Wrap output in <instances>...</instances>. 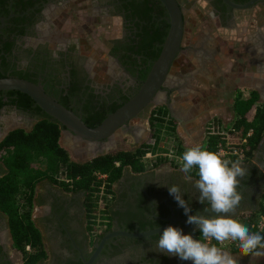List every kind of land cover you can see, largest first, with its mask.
I'll return each mask as SVG.
<instances>
[{
	"label": "flooded vegetation",
	"instance_id": "af4514ba",
	"mask_svg": "<svg viewBox=\"0 0 264 264\" xmlns=\"http://www.w3.org/2000/svg\"><path fill=\"white\" fill-rule=\"evenodd\" d=\"M196 1L176 0L182 10L183 33L161 92L167 99L174 93L175 105L182 109L183 99L187 97L171 82L192 78L197 84L193 91L202 92L206 104L212 106L207 112H217L213 104L219 95L217 85L221 87L223 73L218 69L217 54L209 55L203 40L192 41L194 30L200 29L202 38L204 29L231 30L238 36L233 47H240L239 53L249 62V51L259 46L263 49L260 63H264V0H228L238 5L252 1L241 9L228 6L223 0H201L211 12L213 22L209 21L208 27L191 23L185 27L184 17L192 13ZM110 27H114L116 34L103 32ZM167 29L168 17L158 0H0V75L22 76L36 83L84 125L95 127L139 88L142 77L156 59L153 57ZM78 31H82L81 36ZM192 44L195 47L190 55ZM248 62L245 69L253 73L256 65ZM260 76L264 80V73ZM246 89L247 95L254 92L259 100L258 90L248 86ZM191 103L190 109L194 110ZM35 106L11 90L0 91V141L13 129L28 131L41 118V111ZM156 106H164L167 115L178 123L166 104H148L115 131L130 138L125 150L146 141L149 118ZM208 119L201 122L202 129ZM201 124L198 121L199 127ZM199 127L196 126L197 132ZM77 142L82 146L80 152L84 158L79 162L96 151L93 146L88 148L83 139ZM104 142L107 139L96 144ZM109 152L112 150L95 155ZM241 165L247 169V175L240 181L238 192L242 199L231 214L234 218L260 205L264 190V134L250 161ZM195 181L169 161L141 172L125 168L112 185L110 221L101 235H92L88 230L83 192L67 190L49 179L38 181L30 219L39 232L45 257L34 264H193L158 251L156 245L163 230L146 237L120 233H140L169 224L194 239L203 240L199 229L187 223L184 209L169 193V186L180 187L191 208L190 215H215L206 210L207 203L199 201ZM0 264H24L22 255L11 244L6 219L1 213Z\"/></svg>",
	"mask_w": 264,
	"mask_h": 264
},
{
	"label": "trees",
	"instance_id": "16d2710c",
	"mask_svg": "<svg viewBox=\"0 0 264 264\" xmlns=\"http://www.w3.org/2000/svg\"><path fill=\"white\" fill-rule=\"evenodd\" d=\"M162 40L161 38L160 43ZM159 49L160 47L154 59ZM1 77L5 76L0 75ZM11 77L24 78L22 76ZM11 92L17 93L28 103L34 104L27 95L14 90ZM35 107L41 111V118L28 131L13 129L0 141V164L2 166L0 213L6 219L11 244L22 255L24 264H34L45 257L39 232L30 219L34 187L38 181L49 179L67 190L83 192L86 196L88 230L90 231L96 212V194L101 185L97 174H105V191L112 194V185L119 179L125 168L132 172H141L169 161L162 155L164 150L160 146V125L171 137H176L174 122L167 115L166 108L156 106L149 118V136L140 146L132 150L112 151L77 162L71 160L68 152L59 144L61 126L58 122L45 114L38 106ZM232 111L233 119L228 127H224L223 121L216 116L210 117L204 123L201 148L213 153L218 147L230 152L241 150L237 155L224 159L240 163L249 162L264 134V104L257 102L256 93L251 92L243 99H234ZM187 149L189 148L184 147L177 140L173 152L181 160L178 163L174 161H169V163L181 169L182 156ZM147 152L155 156L144 159L143 156ZM58 172L63 173L66 181L55 178ZM185 174L196 180L199 178L196 169ZM263 201L264 190L258 209L242 213L235 218L253 231L258 215L264 211ZM109 208L110 205L105 210L108 224L110 221ZM259 233L264 235V230ZM212 244L218 247V242L215 240ZM26 246L29 250L25 249ZM228 250L233 254L240 253L237 246H231Z\"/></svg>",
	"mask_w": 264,
	"mask_h": 264
},
{
	"label": "clouds",
	"instance_id": "9594fccd",
	"mask_svg": "<svg viewBox=\"0 0 264 264\" xmlns=\"http://www.w3.org/2000/svg\"><path fill=\"white\" fill-rule=\"evenodd\" d=\"M182 161L181 171L184 173L197 170L199 178L195 181V188L199 191L198 199L202 204L207 203L206 210L215 215H190L191 208L180 187L169 186L170 195L187 215V223L196 225L204 239H194L191 234H184L182 229L170 225L159 236L158 251L190 260L193 264H238L230 253L206 242L215 240L220 244L235 242L240 255L250 256L253 260L264 257V235L251 232L248 226L231 215L242 199L238 188L247 169L239 161L224 159L198 145L187 149Z\"/></svg>",
	"mask_w": 264,
	"mask_h": 264
},
{
	"label": "water",
	"instance_id": "95a60500",
	"mask_svg": "<svg viewBox=\"0 0 264 264\" xmlns=\"http://www.w3.org/2000/svg\"><path fill=\"white\" fill-rule=\"evenodd\" d=\"M158 1L165 9L168 17V29L161 44L158 56L152 62L136 92L126 102L116 108L112 113L108 114L97 126L87 127L84 125L70 110L60 105L53 98L44 93L39 85L31 81L11 76L1 77L0 91L14 90L27 95L45 114L58 122L62 128V130H60L62 137H70L75 142L79 139H83L86 141L88 148L91 146L95 147L96 151H91L90 154L87 155L88 159L95 157V154L98 152L102 153L103 150H110L114 147L113 135L115 131L128 120L136 116L137 113L143 110L148 104L155 105L164 103L169 108V103L166 100L167 97L161 92V87L166 83L171 63L180 49L183 33L182 10L178 6L176 0ZM223 2L236 9L246 8L252 4V1L240 5L233 4L228 0H223ZM261 89H263V87ZM260 98L264 100V96H260ZM104 139H107V142L99 143L97 146L96 142ZM168 225L169 224L140 233L121 232L120 234L130 237H146L164 230ZM118 233L119 232L113 234ZM111 235L112 234H110V236Z\"/></svg>",
	"mask_w": 264,
	"mask_h": 264
},
{
	"label": "crops",
	"instance_id": "0c3cea01",
	"mask_svg": "<svg viewBox=\"0 0 264 264\" xmlns=\"http://www.w3.org/2000/svg\"><path fill=\"white\" fill-rule=\"evenodd\" d=\"M205 3L202 2L201 0H197L195 2V5L192 7L193 11L192 13H188V21L191 24H194L197 27H201L203 25V22L206 21V23L213 22V16L209 10L207 11H200L196 12L194 11V8L199 11L206 9L205 8ZM206 16V18H204ZM208 21V22H207ZM206 33L203 32L204 37L202 38V31L200 29H195L194 30V36L192 41L197 43L199 40L204 41V49L206 48V51H208V54L213 56L216 55L218 56L217 59V65L218 69L221 70L223 73L222 79H221V87L217 85V90L218 94L222 98L223 101L225 99H228L229 103L226 104L223 103L222 105H217V109L219 112H211V115L206 117V119L216 116L219 117L223 121V126L228 127L233 119V111L231 113V120L225 119V116L221 114L223 111L226 110H232V104L234 102V99L236 98H245L247 97V89L246 87L248 86L250 89H256L260 92L259 96H264V80H262V77L260 76L262 73H264V63H260V59L262 58V51L259 46H254L252 47V50L249 51V62L247 59H245L244 55H241L239 53L240 47H233L234 39L237 38L238 36L235 35V32H232L231 30H212V29H204ZM221 33V35H220ZM218 36H221L218 38ZM190 47V55H193L192 49L195 47V45H191ZM239 50V51H238ZM247 52V51H246ZM192 62H194L192 60ZM254 63L256 65V69L253 73L248 72L245 68V63ZM238 66V68L236 67ZM197 70V68L195 69ZM208 78H211L208 76ZM212 79V78H211ZM171 84L173 85H178L176 88L182 89L184 93L182 95H189V94H195V91H193L194 87L197 85L196 82L192 80V78L185 77L184 80L182 79H174L172 80ZM180 84V86H179ZM212 84H214L212 82ZM217 84V83H216ZM263 87V89H261ZM177 89V90H178ZM240 91H244L243 93H240ZM187 95V96H188ZM231 95V96H230ZM187 99V98H186ZM263 98L259 97V100L257 102H262ZM218 100V99H217ZM222 101V102H223ZM214 106V105H213ZM172 107V105H171ZM171 107L169 105V109L171 111ZM212 106L210 105H203L201 104L198 106V108H195L196 110H193V112H200L199 114L197 113L196 115H199L194 118L195 113L189 114L188 112H179V108L177 111L179 112H171V114L175 117H177V122H180V129H182V126L185 128L184 132H188V134H192L194 136L195 130L196 129V124L197 120L199 121L201 117L207 112L210 111ZM215 107V106H214ZM190 108L188 107V110ZM189 116L188 118H186ZM181 118V119H180ZM193 137L191 136V139ZM181 142V141H180ZM203 143V133H202V142ZM202 147V146H201Z\"/></svg>",
	"mask_w": 264,
	"mask_h": 264
},
{
	"label": "rangeland",
	"instance_id": "374dc122",
	"mask_svg": "<svg viewBox=\"0 0 264 264\" xmlns=\"http://www.w3.org/2000/svg\"><path fill=\"white\" fill-rule=\"evenodd\" d=\"M194 5H195V2L193 3V6ZM194 11H196V12L207 11V9H204V10L200 9L199 11H197L194 8ZM72 18H73V16H72ZM204 18H206V16H204ZM184 22H185V27L191 26L189 21H188V15H185ZM207 25H208V23H206V21L203 22V26L208 27ZM103 32L107 33L108 35L116 34V30L114 29V27L106 28V29H104ZM81 33H82V31L79 32L80 36L82 35ZM184 41H185V38H184ZM179 57L181 58V56H179ZM177 61L175 63H177ZM243 92L244 91H240L238 95H240V93H243ZM174 95H175L174 93H171L170 97H168L169 99H167L170 107L172 105L171 111H173V112L177 111V109L179 108L178 109L179 112H188L189 114L195 113V115H196L197 113L199 114L200 112H195V111L193 112L192 109L188 110V107L190 108L189 105L192 104L191 102H193V105L195 108H198V106H200L201 104L207 105L206 101L204 100V94L202 92H198L195 94H189L188 96L186 95L185 97H187V99L186 98L183 99L184 107L181 109V107H178L175 105V102L173 100ZM220 95H216V98H215L216 100H215V103L213 104L214 106L222 105L225 102H226V104L229 103V101H227L228 99H225V101H223L222 98L220 97ZM194 110H196V109H194ZM217 112H219V111H217ZM231 113H232L231 108H230V110L225 109L223 111V113L221 112V114L223 116H225V119H227V120L228 119L231 120V118H232ZM210 115H211V112H206L203 115V117H201V119L199 120L200 124L202 121L205 120L206 117H208ZM197 116H199V115L194 116V118ZM188 117L189 116H187L186 118H188ZM179 125H180V122H178L177 124L174 123V132H175L176 137H171L170 134H168L167 131L165 129H163L162 126L160 125V131H159V133H160V146L164 150V153L168 154L169 158H171L170 160L174 159L173 158V153H174L173 150H174V146L177 143V140L181 141V144L186 148H191V147H194L197 145L200 147L202 146V143H201L202 142V131H201L202 130V127H201L202 124L199 127L198 120H197L196 125H197V127H199L198 128L199 132H197V130H195L194 136L192 134L189 135L188 132H184L185 128L182 126V129H180ZM122 135L123 134L118 135L117 133H114L113 140L116 143L114 144V147L110 149V151L111 150L112 151L125 150L128 148L127 145L129 144V142L131 140L128 136H122ZM191 136L193 137L192 139H191ZM59 143L68 152L71 160L77 161V162L84 160V158L81 157L82 154L80 151H82V146L80 145L79 142H75L70 137L69 138L68 137H61V138H59ZM218 247L222 248V250L226 249L224 251L229 253V250H227L230 248L229 244H224V245L220 244V245H218ZM231 255L233 258H235L237 260L238 264H264V257L253 260V258H251L250 256H243V255H240V253H234Z\"/></svg>",
	"mask_w": 264,
	"mask_h": 264
},
{
	"label": "built area",
	"instance_id": "2783aa9c",
	"mask_svg": "<svg viewBox=\"0 0 264 264\" xmlns=\"http://www.w3.org/2000/svg\"><path fill=\"white\" fill-rule=\"evenodd\" d=\"M242 141H244V140H242ZM238 152L240 153L241 150H238V151L234 150V151L230 152V151L224 150L221 147H218L215 153L221 155L222 158H226V157H230L232 155H237ZM162 155L165 156L168 160L171 159V158H169L168 154H166V153H164ZM154 156H155L154 154L147 152L144 154L143 158L144 159L153 158ZM173 158L174 159L170 160V161H174L175 163H178L181 160L174 153H173ZM115 164H117V163L115 162ZM55 178L57 180L64 179V181H66L63 173H61V172L56 173ZM97 178L101 180V185H100L98 193L96 194L97 195L96 200H95L96 212H95V216L93 218V223L91 225V229L89 231L92 235L102 234L106 230L107 225H108V220L106 218L105 210L110 203L109 200H110L111 195H112L109 192L105 191V184H106L105 174H97ZM263 205H264V201H263ZM263 230H264V211L258 215L257 220L254 224V230L251 232H259V231H263ZM211 241L213 242L214 240H211ZM224 244H229L230 247L236 246V243L231 242V241H225L221 245H224ZM218 245H220L219 242H218ZM25 249L29 250V247L26 246Z\"/></svg>",
	"mask_w": 264,
	"mask_h": 264
}]
</instances>
